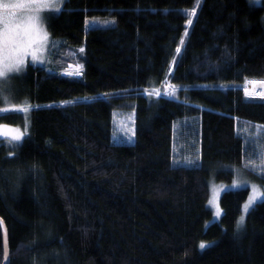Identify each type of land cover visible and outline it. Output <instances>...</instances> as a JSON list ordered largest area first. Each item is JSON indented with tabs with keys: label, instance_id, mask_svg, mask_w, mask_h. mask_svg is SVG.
<instances>
[{
	"label": "trees",
	"instance_id": "obj_1",
	"mask_svg": "<svg viewBox=\"0 0 264 264\" xmlns=\"http://www.w3.org/2000/svg\"><path fill=\"white\" fill-rule=\"evenodd\" d=\"M50 8L47 64L0 77V109H27L0 113V125L26 131L19 144L0 138L9 264H264V201L236 227L249 188L224 192L223 215L208 225L210 179L229 183L242 168L264 188V175L244 167L259 145L264 165V97L240 89L264 81V6ZM76 60L81 76H62ZM117 111L135 114L132 144L112 140Z\"/></svg>",
	"mask_w": 264,
	"mask_h": 264
},
{
	"label": "snow or ice",
	"instance_id": "obj_2",
	"mask_svg": "<svg viewBox=\"0 0 264 264\" xmlns=\"http://www.w3.org/2000/svg\"><path fill=\"white\" fill-rule=\"evenodd\" d=\"M46 5L47 0H30L27 5L5 3L3 0H0V77L8 78L12 74H18L23 71L26 66V58L29 56H31L33 62L40 60V50L48 38V33L43 27L44 18L41 15ZM48 7L50 8V5ZM21 8L26 9L25 15H21L18 12ZM50 10L55 12L61 11L60 8H50ZM195 11V9H192L187 14L194 15ZM191 22L190 19L187 21L189 24ZM185 35H187V32ZM181 44H183V40H181ZM80 51L83 52L84 49L81 48ZM176 51L180 52V48L178 47ZM82 67V65H77L78 69ZM76 74H79V72ZM248 83L246 80V85ZM250 83L253 85L259 84L264 87V81L253 80ZM244 91L245 96L259 95L264 97V92H257L255 90L250 92L247 86L244 87ZM156 95H159V92ZM9 111H27V109H0V113H7ZM8 127H0V136L6 137L10 142H15L16 144L22 142L24 133L18 129H13L11 132L5 131L4 129ZM126 134H128V139L131 140L132 136L135 135V129L127 128ZM188 163H191V161H188ZM261 196H264V192H257L254 189L253 194L249 196L248 201L243 205L244 212L247 213L254 202ZM212 203H215V200ZM219 214L220 209L217 206V215ZM244 222L245 216L241 215L236 223L237 230L243 227ZM205 247V243L201 242L200 248L203 249ZM5 256H7L6 248Z\"/></svg>",
	"mask_w": 264,
	"mask_h": 264
},
{
	"label": "rangeland",
	"instance_id": "obj_3",
	"mask_svg": "<svg viewBox=\"0 0 264 264\" xmlns=\"http://www.w3.org/2000/svg\"><path fill=\"white\" fill-rule=\"evenodd\" d=\"M3 2L27 5V4H29L30 0H3ZM251 2L256 6H262V5L264 6V0H251ZM53 3H54V0H47L46 6L52 5ZM19 11H21V12H19ZM25 11H26L25 8H21L18 10V12L21 15H25L26 14ZM44 48H45V46H43V48L40 50V60L37 61L38 63H42V65H46L48 62L46 60L47 56L45 55V51H43ZM31 61H32L31 56L26 58V64H27V62H31ZM77 65H80V64H78L77 60L73 63L71 62L70 65L68 66V68L65 71H63V73H61L62 76L64 75L66 77L67 76H69V77H80L81 76V69L80 68L78 69ZM77 72H79V74H76ZM258 96L259 95L255 96V97H248V98L254 99ZM113 117H114L113 118V133H112L113 142L115 144H132V143H134L135 135L132 136L131 140H129L128 134H126V129L127 128H134L135 129V122H136L135 114L133 112H121V111L119 112V111H117L114 113ZM2 126H8V125H0V127H2ZM13 129L20 130L21 132L24 133V136L26 134L25 129L20 127V126H9L8 128H6L4 130L11 132ZM0 138L8 140L6 137H3V136H0ZM11 143H15V142H11ZM261 148H262L261 145H259L258 151L255 154V157L253 158L252 156H249L247 158V162H246L247 164L245 166L243 165L245 168L251 170L254 175H258V174L264 175L263 153H262ZM233 171H234L233 172L234 178L229 183L219 182L213 178L208 181L209 190H210L208 207L212 212V217L209 220L208 225L213 223V222L220 221V219L223 215V211H222L221 204H220V199H221V195L224 192L229 191V190H238L241 188H249L250 189L249 196L253 194L254 189L257 192H264V188L262 186H260V184L257 182L255 177L247 175V173L244 169L234 168ZM249 196H248V198H249ZM213 200H215V203H212ZM247 201H248V199L244 202V204ZM262 201H264V196L259 197L254 202V204L250 207V209L247 213L244 212L243 207H242L241 215H244L245 219H246L247 215L254 208V206L257 203L262 202ZM217 206L220 209L219 215H217Z\"/></svg>",
	"mask_w": 264,
	"mask_h": 264
},
{
	"label": "water",
	"instance_id": "obj_4",
	"mask_svg": "<svg viewBox=\"0 0 264 264\" xmlns=\"http://www.w3.org/2000/svg\"><path fill=\"white\" fill-rule=\"evenodd\" d=\"M0 228L2 233L3 239V247H4V260L3 264H9L10 262V250H9V242H8V229L7 226L2 218H0ZM5 248L7 250V256H5Z\"/></svg>",
	"mask_w": 264,
	"mask_h": 264
},
{
	"label": "built area",
	"instance_id": "obj_5",
	"mask_svg": "<svg viewBox=\"0 0 264 264\" xmlns=\"http://www.w3.org/2000/svg\"><path fill=\"white\" fill-rule=\"evenodd\" d=\"M247 87H248V89H249V91L251 92L252 90H255V91H257L258 92V90L260 89V88H258V85H253V84H251L250 82L246 85ZM245 87V86H244ZM244 89V88H243Z\"/></svg>",
	"mask_w": 264,
	"mask_h": 264
},
{
	"label": "bare ground",
	"instance_id": "obj_6",
	"mask_svg": "<svg viewBox=\"0 0 264 264\" xmlns=\"http://www.w3.org/2000/svg\"><path fill=\"white\" fill-rule=\"evenodd\" d=\"M64 76V75H63ZM251 81V80H250ZM167 93V95H169V93L168 92H166ZM243 122V121H242Z\"/></svg>",
	"mask_w": 264,
	"mask_h": 264
}]
</instances>
